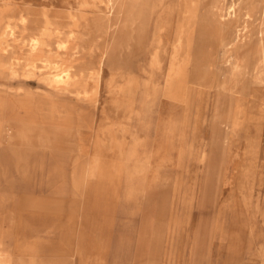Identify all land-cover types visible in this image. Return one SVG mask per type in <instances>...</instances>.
Segmentation results:
<instances>
[{"label": "rangeland", "instance_id": "374dc122", "mask_svg": "<svg viewBox=\"0 0 264 264\" xmlns=\"http://www.w3.org/2000/svg\"><path fill=\"white\" fill-rule=\"evenodd\" d=\"M88 1L0 0V264H264V0Z\"/></svg>", "mask_w": 264, "mask_h": 264}, {"label": "bare ground", "instance_id": "6f19581e", "mask_svg": "<svg viewBox=\"0 0 264 264\" xmlns=\"http://www.w3.org/2000/svg\"><path fill=\"white\" fill-rule=\"evenodd\" d=\"M107 2V3H110L111 2V0H98V4H99V2L101 3V2ZM237 1V0H236ZM241 2H242V0H240ZM77 2H78V4H77V6H75L74 8H71V9H69V10H84V9H86L87 7H92V5H93V3L94 2H92V1H88V0H77ZM157 2V1H156ZM240 2V3H241ZM157 3H159V2H157ZM156 3V4H157ZM234 3V2H233ZM235 5V4H234ZM240 6H241V4L239 5V7H237V4H236V7H237V9L238 8H240ZM234 7V6H233ZM107 8H108V6H107ZM156 9V8H155ZM173 9V8H172ZM235 9V8H234ZM230 11H231V8L229 9ZM239 10V9H238ZM237 10V11H238ZM233 11H236V10H233ZM229 12V11H228ZM71 13V12H70ZM172 13V12H171ZM234 13H238V12H234ZM172 15V14H171ZM71 16V15H70ZM169 16H170V14H169ZM234 16H235V18H236V14H234ZM239 16H240V13H239ZM238 16V17H239ZM167 17H168V15H167ZM220 17V16H219ZM72 18V17H71ZM86 18V17H85ZM221 18V17H220ZM227 18H229V16L227 17ZM74 19V18H73ZM233 19V18H232ZM166 20V19H165ZM223 20H224V18H223ZM222 20V21H223ZM229 20V19H228ZM236 20H237V18H236ZM79 21V20H78ZM77 21V22H78ZM167 21V20H166ZM232 21L233 22H235L234 21V19L233 20H231L230 22L232 23ZM237 21H239V20H237ZM49 23V22H48ZM147 23V22H146ZM47 24V23H46ZM229 24V23H228ZM237 24V23H236ZM51 25V24H50ZM53 25V24H52ZM51 25V26H52ZM144 25V24H143ZM231 24H229V26H230ZM233 25V24H232ZM55 26V25H54ZM236 26H238V25H236ZM232 27H234V26H232ZM165 29V28H164ZM230 29H231V27H230ZM5 31V30H4ZM57 31V30H56ZM228 31V30H227ZM234 31H235V29H234ZM6 32V31H5ZM13 32V31H12ZM47 33H49V32H47ZM226 35H227V33H225ZM5 37V36H4ZM224 37H226V36H223V38ZM3 39V38H2ZM182 39V38H181ZM221 39H222V37H221ZM180 40V39H179ZM231 40V39H230ZM35 41H37V40H34V43H35ZM159 42V41H158ZM178 42V41H177ZM177 44V43H176ZM181 43L179 42V45H180ZM32 45V44H31ZM66 45V44H65ZM36 46H38L37 44H36ZM231 47V46H230ZM232 48V47H231ZM230 48V49H231ZM262 48H263V46H262ZM63 49V48H62ZM229 48H227V50H230ZM234 50V49H233ZM263 50V49H262ZM234 52V51H233ZM51 53V52H50ZM53 54V53H52ZM231 54H232V52H231ZM229 55V54H228ZM227 57V56H226ZM261 58V57H260ZM261 62V61H260ZM55 66V65H54ZM173 66V65H172ZM58 68V67H57ZM50 69V68H49ZM55 70H56V68H55ZM58 71V70H57ZM10 72V71H9ZM67 71H61V72H58L54 77H52L53 78V81L56 83V84H58V83H62L64 80H66V78L68 77V73H66ZM70 72V71H69ZM94 72V75L98 78V76H100V70H95V71H93ZM171 74V73H170ZM168 76V75H167ZM101 78H102V76H101ZM89 79V78H88ZM100 79V78H99ZM49 80V79H48ZM95 82V81H94ZM151 82V81H150ZM225 84H227V83H225ZM96 85V84H95ZM79 86V85H78ZM57 87V86H56ZM85 87H87V86H85ZM78 88H80V87H78ZM154 88V87H153ZM222 89V88H221ZM83 90V89H82ZM54 91V94H48V95H45L44 97L45 98H47V99H49V100H53V101H55L56 99L57 100H59L58 99V95H60V94H62V95H65V93H66V89L65 88H63V89H61V90H59V89H55V90H53ZM74 91V90H73ZM72 91V92H73ZM77 92V91H76ZM75 92V93H76ZM79 98V97H78ZM179 98V97H178ZM177 98V99H178ZM32 106V105H31ZM104 114V113H103ZM41 115V114H40ZM51 115V114H50ZM49 115V116H50ZM54 116V115H53ZM60 117V116H59ZM130 118V117H129ZM35 119H38V118H35ZM56 119H59V118H56ZM61 119V118H60ZM45 120V119H44ZM54 120H55V118H54ZM62 120V119H61ZM34 121V120H33ZM35 122V121H34ZM38 123V122H37ZM5 125V124H4ZM114 127V126H113ZM127 128H129V127H127ZM103 132V131H102ZM124 132V131H123ZM106 134V133H105ZM130 135V134H129ZM51 138V137H50ZM97 141V140H96ZM109 141V140H108ZM137 144V143H136ZM108 145V144H107ZM26 146V145H25ZM96 146V145H95ZM117 149V148H116ZM115 151V150H114ZM123 152V151H122ZM127 152V151H126ZM124 154V153H123ZM128 154V153H127ZM126 154V155H127ZM125 155V154H124ZM117 156V155H116ZM121 158V157H120ZM142 159V158H141ZM122 160V159H121ZM120 160V161H121ZM126 160V159H125ZM120 161H118V162H120ZM124 161V160H123ZM117 162V163H118ZM127 162V161H126ZM123 163V162H122ZM124 164H126V163H124ZM126 166V165H125ZM121 170V169H120ZM145 171H147V170H145ZM115 172H118L117 170H115ZM123 173V172H122ZM115 184V183H114ZM111 185V184H110ZM113 185V184H112ZM163 187V186H162ZM257 258V257H256Z\"/></svg>", "mask_w": 264, "mask_h": 264}]
</instances>
